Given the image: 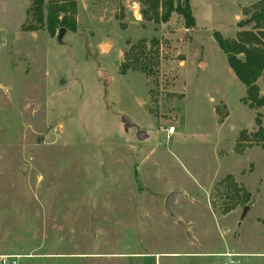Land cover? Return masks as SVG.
Here are the masks:
<instances>
[{
  "label": "rangeland",
  "instance_id": "1",
  "mask_svg": "<svg viewBox=\"0 0 264 264\" xmlns=\"http://www.w3.org/2000/svg\"><path fill=\"white\" fill-rule=\"evenodd\" d=\"M257 1L189 0L186 28L174 12L145 19L141 0H74L76 29L59 42L26 27L30 0H0V255L264 264V147L252 138L264 105L242 102L213 38L248 28L237 23ZM134 53L148 73L125 68Z\"/></svg>",
  "mask_w": 264,
  "mask_h": 264
},
{
  "label": "trees",
  "instance_id": "2",
  "mask_svg": "<svg viewBox=\"0 0 264 264\" xmlns=\"http://www.w3.org/2000/svg\"><path fill=\"white\" fill-rule=\"evenodd\" d=\"M142 15L154 22L167 21L171 13H177L183 19L186 28L195 26V18L189 0H141ZM27 13L31 16L33 24L26 27L36 30L45 27L50 35L57 30L76 29L74 0H30ZM244 19L237 23V27H248L239 30L235 38H226L218 31L213 32L217 46L225 53L227 63L238 80L245 86V96L242 102L249 108H259L264 105V93L257 80H264V0H259L243 10ZM140 53L132 56L125 68L140 70L148 73V65ZM128 58V57H127ZM256 121L258 130L252 134L253 140L261 142L264 147V126L261 125L258 115Z\"/></svg>",
  "mask_w": 264,
  "mask_h": 264
},
{
  "label": "water",
  "instance_id": "3",
  "mask_svg": "<svg viewBox=\"0 0 264 264\" xmlns=\"http://www.w3.org/2000/svg\"><path fill=\"white\" fill-rule=\"evenodd\" d=\"M65 29L64 28H60L59 30H58V34H57V40L60 42L61 41V37H62V35L65 33ZM109 43H104L103 44V46H104V48H107V47H109ZM97 76L99 77V78H102L103 80H105L106 82H108L109 80H110V77L108 76V74L104 71V70H102V69H99L98 71H97ZM121 120L125 123V126L126 127H130V126H133V123H132V121L126 116V115H122L121 116ZM142 133L143 132H139L138 133V138H140L141 136H142ZM132 152H133V149H132ZM178 195V192H169L168 194H167V196H166V198H165V200H164V206H165V208L171 213V214H173V215H175V213H174V209H173V203H174V201H175V199H176V196ZM248 209V207L247 206H244L243 207V210H242V214H241V216H243L244 214H245V212H246V210Z\"/></svg>",
  "mask_w": 264,
  "mask_h": 264
},
{
  "label": "built area",
  "instance_id": "4",
  "mask_svg": "<svg viewBox=\"0 0 264 264\" xmlns=\"http://www.w3.org/2000/svg\"><path fill=\"white\" fill-rule=\"evenodd\" d=\"M174 131V127H170L168 130V133H172ZM18 258L17 255L12 254H3L0 255V264H18Z\"/></svg>",
  "mask_w": 264,
  "mask_h": 264
}]
</instances>
